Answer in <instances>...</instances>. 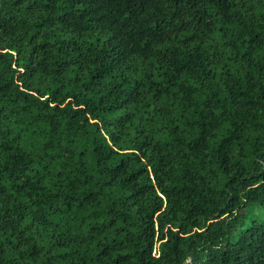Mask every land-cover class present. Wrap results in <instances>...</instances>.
I'll return each instance as SVG.
<instances>
[{
  "label": "trees",
  "instance_id": "1",
  "mask_svg": "<svg viewBox=\"0 0 264 264\" xmlns=\"http://www.w3.org/2000/svg\"><path fill=\"white\" fill-rule=\"evenodd\" d=\"M261 212L264 0H0V264H264Z\"/></svg>",
  "mask_w": 264,
  "mask_h": 264
},
{
  "label": "rangeland",
  "instance_id": "2",
  "mask_svg": "<svg viewBox=\"0 0 264 264\" xmlns=\"http://www.w3.org/2000/svg\"><path fill=\"white\" fill-rule=\"evenodd\" d=\"M258 210H259V209H258ZM258 210H257V211H258ZM257 211H256V214H257V216H258V212H257ZM261 213L264 214V212H261ZM257 216H256V217H257ZM261 219H262V221H264V217H263V215H262Z\"/></svg>",
  "mask_w": 264,
  "mask_h": 264
}]
</instances>
